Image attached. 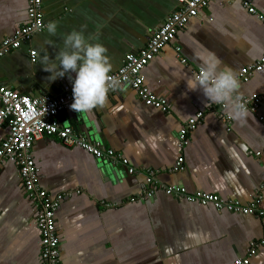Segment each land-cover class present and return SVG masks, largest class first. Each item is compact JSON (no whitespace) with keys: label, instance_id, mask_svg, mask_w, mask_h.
<instances>
[{"label":"crops","instance_id":"crops-1","mask_svg":"<svg viewBox=\"0 0 264 264\" xmlns=\"http://www.w3.org/2000/svg\"><path fill=\"white\" fill-rule=\"evenodd\" d=\"M250 3L264 17V0ZM178 7L175 0H42L44 29L0 59V83L30 97L58 94L62 84L72 87L71 73L49 81L50 73L42 69L58 63L52 57L64 48V36L72 30L107 49L112 74L127 54L146 46ZM26 11V0H0V42L26 23ZM48 22L56 24L55 35L46 31ZM30 50L37 54L34 63ZM263 54L264 23L239 3L215 0L142 71L145 86L170 104L169 113L145 106L132 90L123 88L108 93L102 107L87 112L68 108L59 114L60 125L119 154L137 172L130 175L126 167L99 161L55 137L34 142L31 156L41 188L52 198L62 196L55 215L60 264H234L246 256L250 242L263 244L249 264H264L263 219L190 204L161 189L180 187L189 194L202 192L244 206L264 187V100L256 113L234 119L240 110L230 96L220 102L227 117L220 120L207 111L218 103L186 88V80L199 72L202 57L214 55L221 67L237 75ZM262 92L264 70L239 83L235 97ZM201 111L202 122L180 149V128ZM8 133L5 124L0 126V145ZM180 157L182 169L175 171ZM147 171L156 174L158 184L152 198L129 202L148 189L143 177ZM34 217L16 164L4 161L0 264H41Z\"/></svg>","mask_w":264,"mask_h":264},{"label":"built area","instance_id":"built-area-1","mask_svg":"<svg viewBox=\"0 0 264 264\" xmlns=\"http://www.w3.org/2000/svg\"><path fill=\"white\" fill-rule=\"evenodd\" d=\"M175 1L178 3V9L169 14L164 22L154 30L146 46L135 53L127 54L123 65L116 72L109 74L118 81V84L116 87L110 88L107 94L118 89L129 88L145 106L160 110L163 113H169L170 104L165 98L157 97L145 86L142 71L175 38L180 29L215 0ZM229 1L239 3L248 14L256 15L264 23V17L257 15L250 0ZM26 2V23L12 36L4 38L0 42V59L10 51L18 50L23 43L30 42L35 34L44 29L42 0H26ZM176 51L178 52V49ZM36 56L34 50L29 51L30 62L34 63ZM263 70L264 54L257 62L243 67L235 77L239 84L247 82L254 73ZM235 90L231 96L234 97L237 108L240 111L246 110V112L256 113L261 101L264 100V92L253 94L250 97H235ZM71 103V87L65 84L61 85L58 94L30 97L11 90L0 83V126L5 124L9 132L7 138L0 145V165L7 160L16 164L21 187L33 205L34 223L40 233L41 264H60V239L57 233L55 215L62 196L52 198L41 188L39 170L31 156V148L34 142L43 137H55L66 147H78L99 161L118 163L126 167L127 173L130 175L137 173L129 166L128 161L119 154L102 147L99 143L77 137L71 127L60 125L57 118L60 113L69 108ZM218 104V109L210 106L207 111L213 113L220 120H226L227 117L223 114L225 105L223 103ZM204 116V111L197 112L180 128L178 133V147L180 149L188 145V135L202 122ZM182 164L183 158L180 157L176 161L174 170H181ZM155 175L153 171L143 172L148 189L143 190L142 194L136 198H131L129 202H143L152 198L153 192L151 190L158 185ZM161 189L166 196L180 198L190 204L212 206L217 211L224 210L229 213H238L264 220V208L260 207L264 187L252 198L251 202L244 206L202 192L189 194L180 187H163ZM105 206L110 207L109 205ZM262 244L263 242H250L246 256L237 259L234 264H249L250 258L256 255L258 247Z\"/></svg>","mask_w":264,"mask_h":264},{"label":"clouds","instance_id":"clouds-1","mask_svg":"<svg viewBox=\"0 0 264 264\" xmlns=\"http://www.w3.org/2000/svg\"><path fill=\"white\" fill-rule=\"evenodd\" d=\"M46 31L55 35L56 24L48 22ZM63 43L64 48L52 57L58 63L42 67L43 71L50 73L47 79L51 81L71 73V110L87 112L102 107L106 102L108 90L118 84V81L109 75L111 64L106 55L107 49L100 43L90 42L82 32L76 30L67 33ZM47 59L48 57H45L44 62ZM220 64L221 61L214 55L202 57L198 74L186 80L187 90H199L205 100L216 103L229 100L231 93L238 87V81L232 69L221 67ZM246 116V110H242L233 118Z\"/></svg>","mask_w":264,"mask_h":264}]
</instances>
